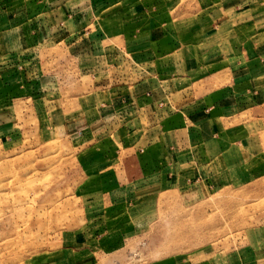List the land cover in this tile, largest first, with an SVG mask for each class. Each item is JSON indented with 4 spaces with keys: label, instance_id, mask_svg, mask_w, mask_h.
<instances>
[{
    "label": "rangeland",
    "instance_id": "374dc122",
    "mask_svg": "<svg viewBox=\"0 0 264 264\" xmlns=\"http://www.w3.org/2000/svg\"><path fill=\"white\" fill-rule=\"evenodd\" d=\"M128 1L0 0V264H264V0H252L255 22L225 0H173L160 18L140 3L135 18L163 24L150 37L173 26L197 41L198 65L158 76L127 57L88 70L87 25L132 22ZM202 19L211 26L187 37ZM224 84L235 99L210 103ZM109 101L121 105L106 120ZM148 146L171 156L172 173L155 177L171 186L137 189L128 232L105 236L113 220L90 188L142 179L121 159ZM111 241L117 252L98 248Z\"/></svg>",
    "mask_w": 264,
    "mask_h": 264
},
{
    "label": "crops",
    "instance_id": "0c3cea01",
    "mask_svg": "<svg viewBox=\"0 0 264 264\" xmlns=\"http://www.w3.org/2000/svg\"><path fill=\"white\" fill-rule=\"evenodd\" d=\"M95 1V0H94ZM107 0H98V5L103 6L106 3ZM109 1V0H108ZM151 0H129L128 4L125 7L127 10H129V14L131 15L133 21L126 24H88L87 28H89V37L91 38V43H88L89 45H93L90 51V54L93 56L91 58V62H89L88 70L94 71V72H100L104 70L103 68L106 67L104 64L107 65V69H110V65L108 62L115 61V63H118L119 61H127V57L130 58V60H138L141 61V59H144L143 61L149 62L148 65H146L147 71H151L153 74L158 76H168V75H176L181 74L180 72L176 71L177 66H180L183 62L186 64L188 60H196V66L198 65L197 60L198 58V49L196 48V42L188 41V36L192 34L193 29H200L203 30L207 29L209 26H211L208 23H204L203 19L198 22L196 25L192 24L191 26L185 25V29L188 30L191 28V30L187 31L188 40H182L181 34L174 33L173 26H171V31H167L162 37L158 35L157 37H150L152 36L151 32L152 29L158 28L163 24H157L154 20V16L150 17L149 14L147 16H144V18H135V11L140 5V3L143 5L144 9H152V13L156 16H160L162 14L167 15L172 7L173 0H161L157 1L154 0L153 2H150ZM93 2V1H92ZM124 0H118V4L123 6ZM226 3L230 4L229 7H227V10H231V8L242 7L249 12H252V15L250 16L251 20L256 19V17L262 15V8L255 6L254 2L252 0H225ZM94 3V2H93ZM103 3V5H102ZM147 4V5H146ZM258 7V9H257ZM140 12H143L140 10ZM260 14V15H258ZM205 17V16H204ZM215 20L216 17H206L207 20ZM210 20V21H211ZM211 21V22H213ZM255 22V21H253ZM68 27H73V24H68ZM114 29L115 32L110 33L108 30ZM168 29V28H167ZM148 31V32H147ZM176 32V31H175ZM150 33V34H149ZM109 34V35H108ZM176 35L179 37H176ZM109 36V37H108ZM117 36V37H116ZM197 36V35H196ZM110 39V41H109ZM111 39H116V41L111 42ZM163 40L164 44L160 41ZM103 41H109L104 44ZM88 41L85 42L87 44ZM160 45V46H159ZM161 45H163L161 47ZM158 47L163 50L165 53L162 58V66L165 67L164 69H157L156 67L159 65L161 68L162 66L159 64V58L161 56L156 55L158 53ZM151 52V53H144V52ZM149 54V55H148ZM121 55V56H120ZM145 55H148V58H142L145 57ZM262 55V54H261ZM162 56V57H163ZM147 57V56H146ZM121 59V60H120ZM245 63L248 62V59L243 57L242 59ZM151 61V62H150ZM145 64V63H144ZM147 64V63H146ZM246 64H244L245 66ZM188 67V66H187ZM224 69L221 68L220 70L216 71V73H212L213 75H221L223 73ZM259 69L255 70V76L259 73ZM183 73H185V69L183 70ZM109 77V75L107 74ZM109 79V78H108ZM110 80V79H109ZM108 80V82H109ZM107 82V81H106ZM106 84V83H105ZM110 84H106L108 86ZM230 84H224L217 90L213 91L215 92V97H213L212 102L210 103H219V101H224L225 99H235V87L229 86ZM229 94H232L231 97ZM105 101V100H104ZM109 103V104H108ZM107 105V110H105V118L106 120H109L110 117L117 116V110L120 108L119 102H105ZM133 108H137L135 104L132 105ZM119 112V110H118ZM118 119V118H117ZM115 121V120H114ZM119 120H117L118 122ZM170 123V122H169ZM168 123V124H169ZM222 121L216 122L215 124L210 125V133L207 135H211V137H214V132L216 131V128H221ZM173 124V123H170ZM214 125V126H213ZM177 130V129H176ZM215 130V131H213ZM201 137V138H200ZM190 139L185 138V140ZM211 139V138H210ZM209 139V140H210ZM204 136L203 134L199 137H196V139H190V143H193L194 145H200L204 143ZM195 141L199 143H194ZM189 143V142H188ZM150 146L148 148H144L142 153L138 152L135 155L138 157L137 160H134V157L128 158V154H123L122 160H127L126 162L128 165L130 163L134 165L135 161L137 162V165L139 167L132 168L133 172H141L142 169H146L145 173L141 174L142 179L138 180H122L121 182L117 181L115 185L110 186L108 183H102L100 182L99 185L92 187V184L89 186L90 192H95V190H99V194L101 195V198L103 199L102 202L105 204L104 209H99L98 216L105 217L107 220H113L111 225L105 224L104 232L105 236L108 232H114L117 234V231H123L128 232L127 225H129L125 220H128V218L131 217L132 213L130 209L133 208L134 204L138 203V197L136 196L138 192L136 190H148V189H160V188H168L171 185L169 182H162L161 180H156L155 177L161 174H171L173 169V162L170 161L171 156H168L167 154L161 155L160 152L158 153H151L149 152ZM117 154L116 156H118ZM159 155V156H158ZM120 156V155H119ZM162 157L164 160H158L159 157ZM131 160V161H130ZM158 160V162H157ZM123 163V162H122ZM163 172V173H162ZM149 175H148V174ZM154 177V179H153ZM131 178V177H130ZM119 182V183H118ZM88 188V189H89ZM108 188V189H107ZM112 188V189H111ZM153 190L146 194H144L143 198H148L149 196H152ZM96 194V193H95ZM99 202V201H98ZM101 203V202H100ZM112 206V207H108ZM108 207V208H107ZM109 209H111L109 211ZM91 216V215H90ZM100 217V218H101ZM95 222H92V218L90 221L89 226H92ZM84 243V247H82V251L87 253L89 252V244L87 243V240ZM111 244H108V242L104 244L98 245V248L100 250L107 252V253H115L117 252L119 248H121V244L113 245V241L110 242ZM107 246V247H105ZM110 246V247H108Z\"/></svg>",
    "mask_w": 264,
    "mask_h": 264
}]
</instances>
